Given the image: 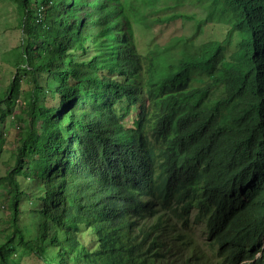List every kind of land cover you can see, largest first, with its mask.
<instances>
[{
	"label": "trees",
	"instance_id": "obj_1",
	"mask_svg": "<svg viewBox=\"0 0 264 264\" xmlns=\"http://www.w3.org/2000/svg\"><path fill=\"white\" fill-rule=\"evenodd\" d=\"M13 1L21 38L0 123L10 118L16 145L0 177V264H17L16 248L35 264H264V0H210L221 41L173 39L143 55L134 22L191 17L150 21L129 0ZM228 43L237 49L223 58ZM144 94L154 103L127 127ZM192 198L204 247L190 235Z\"/></svg>",
	"mask_w": 264,
	"mask_h": 264
},
{
	"label": "rangeland",
	"instance_id": "obj_2",
	"mask_svg": "<svg viewBox=\"0 0 264 264\" xmlns=\"http://www.w3.org/2000/svg\"><path fill=\"white\" fill-rule=\"evenodd\" d=\"M151 1H153L152 4H148V0H129V2H133L138 13L145 16L147 15L150 21L164 15L172 14L176 10L178 13L189 15L191 19L185 20L176 18L164 24L154 22L152 24L150 23L148 26L143 25L141 22H134L135 42L141 55L146 52L148 47L150 48L154 44H158V46L170 44L171 47H173V39L187 38L190 42L201 44L207 41H221L224 38L227 28L221 22L212 20L214 18H207L204 12L205 4H208L210 0H177L180 1L178 6L175 5L176 0ZM18 15L16 4L13 0H0V91L4 89L7 76L12 74V65L7 64L6 61H13L18 54V44L21 38V32L17 27ZM230 19H232V16H230ZM100 44L101 47H104V42L102 40ZM234 48V43H231L228 49L222 54L223 58H227ZM236 49L237 48H235V50ZM4 63L8 66L6 77L4 76ZM24 88L26 89V86L21 84V89ZM20 103V101H17L18 105ZM50 105L54 109V99L50 100ZM17 110L18 107H16V111ZM9 119L10 118L0 123V130H2V134L5 135V141H0V147H3L0 160V177L5 174L7 165L12 164L10 151L13 147L15 148L16 145V130L8 126ZM56 165L57 164L54 163V167ZM4 193H6V189L0 186V237L2 231L6 227L4 220L8 214L6 195ZM40 194L43 195V192ZM146 222L149 221L146 220ZM194 223L195 224L192 226L193 241L194 243H198L201 247H204V244H206L208 240L207 237L203 236V226L197 222ZM154 224H157L156 220ZM33 234L36 235L35 230ZM26 237L29 238L28 235ZM54 253L55 248H51L50 254L53 255ZM12 257L17 264H35V260L32 257L27 256L26 253L19 251L17 248Z\"/></svg>",
	"mask_w": 264,
	"mask_h": 264
},
{
	"label": "clouds",
	"instance_id": "obj_3",
	"mask_svg": "<svg viewBox=\"0 0 264 264\" xmlns=\"http://www.w3.org/2000/svg\"><path fill=\"white\" fill-rule=\"evenodd\" d=\"M209 42L210 41H207V42H204V43H209ZM204 43L199 44V43H195L194 42V46H199V45L202 46V44H204ZM181 47H184L183 43H181L180 45H177L176 48H175V51H178ZM102 48L104 49V47H102ZM138 54L141 55L139 52H138ZM166 74H167L166 69L164 67H162L160 72L156 76H154L155 83H156V85L159 86V88L161 87V85L163 83V80H164V77H165ZM127 94H128L129 97L132 95L131 93H127ZM154 98H150L146 94H144L142 99L140 101H138V102L135 100L134 96L131 98L130 105H132V106L128 109V115L125 118V122L127 123V127H129L132 124L133 119H135V120L141 119L147 114L148 110L150 109L152 101L154 103ZM117 105H118V103H117ZM116 111L118 113H120L119 109H117ZM131 129H133L136 133H139V131H140V129L137 128V127H134V128H131ZM178 172H180V171H178ZM189 206L192 208V210L190 211V220H189V222L192 224V226L195 224L194 222H197L198 224H201V226H203V236L207 237V231L205 230V223L202 221V218H197V213L200 212V211L198 210L193 198L190 199ZM239 206H241L242 209L248 208L247 205H246V201L243 198H241V197H237V200H236V203H235V207H239ZM191 214H193V215H191ZM245 219H246L247 222H249L250 214H246L245 215ZM192 232H191L190 235H191V238L193 240ZM229 236L233 237L234 236V232H231L229 234ZM167 239H166V241H167ZM195 244H198V243H195ZM262 250H264V245L262 247ZM260 254L261 253H257L255 258H258L260 256Z\"/></svg>",
	"mask_w": 264,
	"mask_h": 264
},
{
	"label": "bare ground",
	"instance_id": "obj_4",
	"mask_svg": "<svg viewBox=\"0 0 264 264\" xmlns=\"http://www.w3.org/2000/svg\"><path fill=\"white\" fill-rule=\"evenodd\" d=\"M102 2H103V1H102ZM107 4H108V2H107ZM110 5L112 6V4H110ZM118 27H119V26H118ZM118 27H117V29H118ZM119 28H120V27H119ZM108 30H109V29H108ZM116 35H118V34H116ZM122 38H124V37H122ZM117 39H118V38H117ZM121 40H123V39H121ZM127 56H128V55H127ZM176 61H177V59H176ZM176 61H175V62H176ZM148 63H149V62H148ZM176 63H178V62H176ZM133 64H134V63H133ZM149 64H150V63H149ZM173 64H174V65H177V64H175V63H173ZM136 65H137V64H136ZM170 65H171V64H170ZM170 65H168V66H170ZM134 66H135V65H134ZM138 66H139V65H138ZM145 66H146V65H145ZM168 66H167V67H168ZM136 67H137V66H136ZM176 67H178V65H177ZM146 68H147V67H146ZM142 70H143V69H142ZM169 71H171V70H169ZM145 74H146V73H145ZM143 75H144V74H143ZM144 76H145V75H144ZM146 76H147V75H146ZM134 77H135V76H134ZM128 78H129V77H128ZM135 78H136V77H135ZM139 78H140V77H139ZM176 79H177V78H176ZM137 80H138V79H137ZM138 82H139V81H138ZM201 125H202V124H201ZM201 125H199V127H200ZM203 127H204V126H203ZM200 128H201V127H200ZM204 129H205V128H204ZM201 130H202V132L204 133V130H203V129H201ZM205 130H206V129H205ZM177 139H178V138H177ZM174 140H176V139H174ZM174 140H173V141H174ZM173 141H172V142H173ZM174 142H175V141H174ZM174 142H173V143H174ZM174 144H175V143H174ZM202 144H203V143H202ZM207 145H208V144H207ZM177 146H178V145H177ZM175 147H176V146H175ZM175 147H174V148H175ZM202 147H206V146H202ZM172 148H173V146H172ZM177 149H179V147H178ZM183 149H184V148H183ZM183 149H182V150H183ZM180 150H181V149H180ZM180 150H179V151H180ZM206 150H207V148H206ZM184 152H185V151H184ZM185 153H186V152H185ZM61 156H62V155H61ZM245 157H246V156H245ZM173 158H174V157H173ZM261 160H262V159H261ZM178 161H179V160H178ZM181 161H183V160L181 159ZM181 161H180V162H181ZM251 161H252V160H251ZM180 162H179V163H180ZM242 163H244V162H242ZM191 167H192V166H191ZM197 167H198V166H197ZM185 168H186V167H185ZM181 169H182V168H181ZM186 169H187V168H186ZM188 170H189V169H188ZM188 170H187V171H188ZM194 170H195V169H194ZM194 170H193V171H194ZM201 170H203V169H201ZM224 170H225V168H224ZM185 171H186V170H185ZM193 171H192V172H193ZM180 172H181V171H180ZM194 172H195V171H194ZM185 173H186V172H185ZM200 173H201V171H200ZM178 174H180V173H178ZM189 174H190V171H189ZM189 174H188V176H189ZM180 175H182V174H180ZM196 175H197V174H196ZM188 176H187V177H188ZM194 176H195V174H194ZM185 177H186V175H185ZM177 179H178V178H177ZM180 179H181V178H180ZM180 179H179V180H180ZM189 179H190V178H189ZM190 180H191V179H190ZM181 181H182V180H181ZM181 181H179V182H181ZM183 183H184V182H183ZM187 183H188V182H187ZM189 184H190V182H189ZM184 185H185V183H184ZM205 202H206V201H205ZM198 207H199V206H198ZM202 208H203V207H202ZM202 208H201V209H202ZM198 209H200V208H198ZM202 214H203V212H202ZM217 230H218V229H217ZM206 231H207V230H206ZM155 233H156V232H155ZM207 236H208V235H207ZM162 237H163V236H162ZM212 241H213V240H212ZM214 241H215V240H214ZM215 242H216V241H215ZM215 245H216V244H215ZM222 251H224V249H223ZM260 253H261V252H260ZM166 255H167V254H166ZM165 257H166V256H165ZM170 257H171V256H170ZM254 257H255V256H254ZM137 258H138V257H137ZM139 260H140V259H139ZM164 260H165V259H164ZM256 260H257V259H256ZM164 264H165V263H164Z\"/></svg>",
	"mask_w": 264,
	"mask_h": 264
}]
</instances>
